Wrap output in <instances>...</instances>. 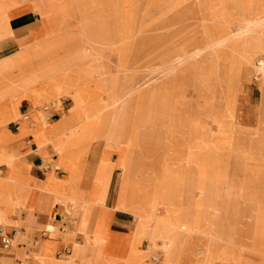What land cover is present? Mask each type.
I'll list each match as a JSON object with an SVG mask.
<instances>
[{"label": "crops", "instance_id": "obj_1", "mask_svg": "<svg viewBox=\"0 0 264 264\" xmlns=\"http://www.w3.org/2000/svg\"><path fill=\"white\" fill-rule=\"evenodd\" d=\"M262 1L240 0L241 7L246 8L247 3L251 2L252 8L243 10L241 18L243 21L239 18L236 23L239 25L246 19L249 21L255 14L264 13ZM106 7V13L95 7L89 9V12L97 13L86 24V27L89 26L92 30L85 33V36L94 45V55L112 62L118 57H126L124 54L126 52H123L125 40L119 38L115 31L117 22L113 18L114 7L111 3ZM40 23H43V27ZM38 34L40 37H37ZM51 36L50 19L34 10L10 16L7 22L0 18V86H19L20 72L28 74V68L38 67L46 61H49L46 65L51 67V70L46 77L34 80L36 83L42 82L47 85L45 88L53 90L65 88L64 85L85 78L84 83L89 85L106 84L101 78L99 81L89 82L87 72L84 70L68 72L64 76L54 78L52 61L54 52L38 49L43 48V45L41 47L38 45L46 42ZM254 38L264 46L263 28L258 30ZM72 39L71 37L70 40ZM248 39L251 40L252 37ZM117 41H123L120 49L111 47V44ZM242 41L240 38L239 43ZM114 49L122 51L124 55H113ZM149 52V46L142 45L140 54L142 62L139 65L131 64L133 66L131 69H143L146 72L148 67L145 64L149 61ZM260 56L264 58L263 53ZM220 59L227 62L229 57L222 54ZM92 60L93 62H86L85 65L92 66L97 62L95 57ZM126 68L128 67H123ZM132 73H124L128 77L120 86H140L149 80L147 75L144 78L147 80L134 83ZM250 82L254 81L244 80L234 86H243ZM157 86L181 84L163 83ZM73 88L67 97H71L74 104L72 105L69 99L62 100L57 109L49 111L47 119L49 125H41L39 130L35 125H31L32 117L36 114L35 106L29 98L23 96L14 101H0V229L11 239L9 248H0V264H141L144 259L149 258L147 253L149 247L146 244L152 234L149 223L136 220L139 217L137 213L140 212L142 218H155L154 203L159 202V209L169 213L164 219L169 216L174 219L172 202L193 200L179 198L180 196L174 197L172 202L171 200L167 202L165 198L161 199L165 194L161 187L167 185L162 175L164 166H161L164 162L162 156L166 154L163 148L150 146L144 141L141 146H134L133 139L124 138L122 132L124 123L125 135L133 133L131 129L136 121V107L144 91L138 98L123 99L121 102L112 97L107 106L106 117L101 118L99 114L102 103L94 109L89 102L91 98L93 101L97 99L96 95L92 96L90 92L92 89L86 87L88 90L85 91L75 89V86ZM168 122L175 128L176 119ZM172 135L174 143L179 140V136L174 133ZM194 137L205 138V135L201 130L194 129L185 135L189 148L203 147L205 143L198 145V142L192 140ZM38 140H45L46 143L39 144ZM69 141L72 142L68 143ZM251 149L244 148L238 153L249 151L259 157L251 168L255 172L253 174L255 177L232 180L249 181L264 178L260 173L261 163L264 162L262 157L264 150L256 147H253V151ZM207 153L208 151L205 153L200 151V154ZM44 165L46 170H43ZM178 165L180 167L174 169L178 177L173 180V185L184 187V196H195L196 188L209 187L211 184L210 179H199L193 173L195 170L208 171V165L205 168L184 169L189 171L190 177L185 173L184 177L181 173L183 170L181 162ZM257 174L259 177H256ZM247 184L249 183L229 182L228 185L223 183L221 186L244 187ZM187 187L192 189L188 192ZM261 192L260 190V195ZM224 200H227L226 197ZM201 201L205 202V199ZM132 206L135 210L132 211L133 216L127 210ZM204 208L200 205L189 210H193L191 212L195 219L194 226L202 230L207 229L202 232L218 230L221 235L241 232L230 231L232 227L230 223L226 229L220 226L215 229L214 223L210 221L212 215L207 214ZM261 208L259 205L257 209L254 207V210L262 212ZM217 210L221 211L222 208ZM254 217L260 220L256 228L245 229L242 233L264 234V214ZM211 226L213 227L210 228ZM191 231L199 233V230ZM63 234L67 237L66 243L61 242ZM178 234L180 238L175 241L174 255L161 264H173L172 262L179 260L183 264H199L194 260L193 246L202 240L197 237L187 240L181 237L187 236L186 233ZM33 240L38 241L36 247H31ZM187 243L190 245L189 249L183 246ZM183 250H188L186 254L188 262L183 260L185 259L182 255ZM246 256L248 258L250 254L247 253ZM221 264L234 263L224 261Z\"/></svg>", "mask_w": 264, "mask_h": 264}, {"label": "rangeland", "instance_id": "obj_2", "mask_svg": "<svg viewBox=\"0 0 264 264\" xmlns=\"http://www.w3.org/2000/svg\"><path fill=\"white\" fill-rule=\"evenodd\" d=\"M195 1L198 2L201 16L204 18L198 37L204 40L208 38V32L213 30L209 18H212L222 8V0ZM105 2L111 3L114 7L113 18L117 22L115 31L119 38L125 40L123 52H126L124 53L126 57H118L112 62L94 55V45L85 36V33L92 30L89 26L86 27V24L96 16V13L89 12V9L96 6L103 8L98 0H0V18L5 22L10 16L27 10H34L41 16H47L50 19L52 36L46 42L39 44L38 46L43 45V48L38 49L54 52V59L52 60L54 78L64 76L68 72L84 70L87 72L89 82L99 81L101 78L106 83L101 86H93L84 83L85 78L70 85H64L65 88L56 90L45 88L47 85L42 82L36 83L34 80L46 77L48 71L51 70V67L46 65L49 64V61L38 67L28 68V74H21L20 72L19 86H0V101H14L23 96L29 98L35 106L34 112L36 114L32 117L31 125H35L37 130L41 125H49L47 122L49 111L57 109L62 100L69 99L72 101V105L74 104V100L67 97L68 92L74 90V86L75 89L85 91L88 90L86 87H90L92 96L96 95L95 98L97 97L94 101L93 98L90 99L91 101L89 100L91 107L95 109L102 103L99 115L101 118L106 117L107 106L113 99L112 97L118 100L133 87L120 86L121 82L128 77L120 69L131 64L139 65L142 62L140 57L142 45L144 47L145 45L146 47L149 46L150 58L157 55V50L160 49L161 54L153 65L164 68H168L172 61L174 62L180 56L185 57L188 53L187 47L181 43L175 44V47L168 52H162V49L169 45L166 37L153 33L149 35L148 33L147 23L153 20L147 14L156 12L162 6L171 5L174 2L178 4L179 0H106ZM262 4L264 10V0ZM233 7L236 8V6ZM249 7L252 8L251 5ZM234 8L224 9L222 14L237 15ZM240 9H242L240 10L242 15L243 10H247L243 7ZM263 15L264 13L255 14L251 19L259 20ZM233 20L234 22L231 24L236 26L239 19L234 17L230 19V22ZM240 20L243 21L241 18ZM224 24L226 30L221 34L216 33L214 37H227L230 33L229 30L234 31L237 28L235 26L228 27L230 26L229 23L227 30ZM241 24L239 23L238 26ZM40 26L43 27V23H40ZM139 32H143L142 37L137 39L135 36ZM240 36L241 38L245 37ZM37 37H40V34ZM71 37L72 40H70ZM143 37L146 38L144 41ZM177 40L180 42L182 38L179 37ZM120 52L122 51L118 49L112 51L113 55L118 54V56L123 54ZM131 52L132 56L130 57ZM210 56H208L207 64L210 66L209 69H213L214 72L217 68L216 53ZM94 57L97 62H94L92 66L85 65L86 62H93L92 58ZM150 58L147 61V67L152 60ZM147 75L148 73L144 72L143 69H137L131 74V78L133 77L134 83H138ZM159 76L156 75V77ZM10 77L12 78L11 75ZM195 77L193 79L194 85L197 82ZM199 82L203 86H167L161 92L155 88L157 84L148 87L136 107V121L131 129L133 133L125 135L124 123L122 131L124 138L133 139L134 146H141L144 141L150 146L163 148L166 153L162 156L164 162L161 166H164L162 175L166 179L165 184L167 185L161 187L165 192L161 199L165 198L167 202L170 200L172 202L173 198L178 196H180L179 198L193 199L192 201L172 202L174 219L171 216L164 219L169 213L159 209V202L154 203L155 218H142L141 213H137L139 217L136 220L149 223L152 234L146 244L149 247L147 250L149 258L144 259L141 264H161V262H166L165 259L172 258L175 253L173 247L175 241L180 238L178 234L180 232L187 234V236L181 235L184 239L189 240L191 237H197L202 240L193 246L194 260L199 264H221L224 261L234 264H264V260H261L264 259V234L242 233L245 229L256 228L260 220L254 216L264 214V200L262 202L252 201L264 199V178L249 181L232 180L255 177L253 175L255 172L251 168L257 161L256 158L259 157L249 151L240 154L238 152H242L244 148H252L251 151H253V147L264 150V102L260 97L258 86L254 82L245 83L243 86H225L223 79L221 80L218 75L210 80L207 77H202ZM70 86L73 87L69 89ZM117 86L119 87L117 88ZM227 88L228 92L225 91ZM218 110H220L219 113ZM172 119H176L175 128L168 122ZM187 124L188 126H186ZM193 129L194 131L201 130L205 135V138L194 137L192 139L198 142V145L205 143L200 149H191L187 144L185 135L193 132ZM173 133L179 136V140L175 143L172 137ZM70 142L72 141L68 143ZM38 143L45 144L46 142L45 140H38ZM200 151L202 153L208 151V153L200 154ZM180 162L183 168L181 173L184 177L185 174L190 177L189 171L184 169L190 167L205 168L208 165V171L198 170L197 172L195 170L193 173L199 179H210L209 187H198L194 191L195 196H184L185 188L173 185V180L178 177L177 174L175 175L174 169L180 167L178 165ZM258 164L259 166L262 164L260 173L261 177H264V162ZM58 167H60L59 164ZM159 167L158 165L157 169ZM259 174L256 177H259ZM229 182L249 184L244 185V187L221 186L223 183L228 185ZM251 183L256 185L253 186ZM168 184L171 185L168 186ZM191 189L187 187L188 192ZM260 190L262 195H260ZM224 197H226V201ZM204 199L205 202H202L201 200ZM200 205L205 207L207 214L212 215L210 221L214 223L215 229L218 226L226 229L230 223L232 225L230 231L236 232L238 230L241 232L230 235H221L218 230L217 232L216 230L202 232L207 229L196 228L193 224L195 221L194 216H192L193 212H191L193 210L189 211L191 208ZM259 205L262 206V212L254 210V207L257 209ZM133 208L134 206L127 208L131 215L132 211H135ZM221 208V211L217 210ZM227 208L231 210L229 211ZM157 213L161 219L157 218ZM162 228H165L166 231ZM191 230H199V233L195 234ZM65 236L64 234L61 235V242L66 243L67 237ZM183 246H186L187 249L190 247L189 243ZM145 249L146 247H144ZM187 251H182L185 262L189 260L186 257ZM247 253L250 254L248 258ZM172 263L183 264L180 260Z\"/></svg>", "mask_w": 264, "mask_h": 264}, {"label": "bare ground", "instance_id": "obj_3", "mask_svg": "<svg viewBox=\"0 0 264 264\" xmlns=\"http://www.w3.org/2000/svg\"><path fill=\"white\" fill-rule=\"evenodd\" d=\"M98 1L102 4L103 8L97 6L95 8H99V10L102 9L105 12L107 9L106 6H109V4L105 2L106 0ZM221 3L222 8L216 12L212 18H209L212 22L213 30L208 32V38L204 40L198 37L204 21L198 7V2H193V0H179L178 4L174 2L171 3V5L162 6L160 10H156V12L151 10L154 12L147 14L148 17H152L153 20L147 23L149 35L152 33L163 35L169 43V45H166V47L162 49V52H168L175 47V44L177 45L180 43L184 44L189 51L188 53L186 52L187 54L185 57H178L174 62L172 61V63H170L171 65L168 68H164L153 65L158 59L159 54H161L160 49L157 50V55L150 58L152 60L149 62L150 65L146 69L149 80L140 86H133L131 90L120 97L118 101L121 102L123 99L138 98L142 91H145L152 85L178 83L181 84V86H203L202 83L199 82L202 77H207L210 80L218 75L221 80L223 79L225 86L238 85L244 80L252 79L254 83L257 84L260 97L264 102V58L260 56L262 53L264 55V46L260 44L258 39L254 38L260 28L264 30V15L256 21L255 18L252 19L253 21L251 19L249 21L244 20L242 23L244 25L238 27L237 23L236 26L232 25L231 23L233 21L230 22V19L234 17L238 19L242 18L243 15L239 12L242 10L240 9V0H222ZM250 3H247L244 9H247ZM233 6H236V8ZM231 7L234 8L237 15L229 16L224 13L222 14L224 9ZM224 23L227 24L225 25ZM229 23L237 27L236 30H230L227 37H214L216 33L221 34L226 30L223 24L227 27ZM142 33L143 32L137 33L135 37L139 39V37H142ZM240 35L246 36V38H242L243 41L241 43H239V39L241 38ZM179 37L182 38L180 42L177 40ZM248 37H252L253 40H249ZM122 46L123 41H117L111 44L113 48L117 47L120 49ZM213 53H216L217 61V68L214 72L212 67V70H210V66L207 64L208 56ZM222 54L229 57L227 62H222L220 59ZM145 66H147V63ZM127 67L126 69H120L122 73L134 72L135 69H131L133 66L129 65ZM244 72H246V74ZM156 75L160 76L156 77ZM194 76L197 78L196 83L200 84L195 83L194 85ZM144 80H147V78ZM166 87L167 86H156L155 88L161 92ZM225 91L228 92V88ZM219 111L220 110L217 112L219 113Z\"/></svg>", "mask_w": 264, "mask_h": 264}, {"label": "built area", "instance_id": "obj_4", "mask_svg": "<svg viewBox=\"0 0 264 264\" xmlns=\"http://www.w3.org/2000/svg\"><path fill=\"white\" fill-rule=\"evenodd\" d=\"M43 170H46V165L43 166ZM38 245L37 240L31 242V247ZM11 246V239L0 229V248L7 249Z\"/></svg>", "mask_w": 264, "mask_h": 264}]
</instances>
